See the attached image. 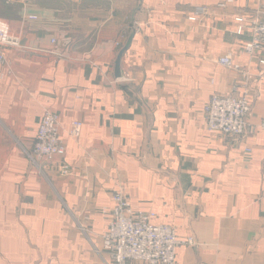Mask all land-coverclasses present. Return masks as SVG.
I'll use <instances>...</instances> for the list:
<instances>
[{"label": "crops", "instance_id": "1", "mask_svg": "<svg viewBox=\"0 0 264 264\" xmlns=\"http://www.w3.org/2000/svg\"><path fill=\"white\" fill-rule=\"evenodd\" d=\"M222 1L0 0L20 34L0 65V264H112L103 211L118 187L194 238L176 264H264V65L235 20L264 0ZM122 47L131 76L116 80ZM226 54L239 70L218 64ZM243 93L245 133L209 132V98ZM45 110L65 154L36 166L26 151Z\"/></svg>", "mask_w": 264, "mask_h": 264}, {"label": "built area", "instance_id": "2", "mask_svg": "<svg viewBox=\"0 0 264 264\" xmlns=\"http://www.w3.org/2000/svg\"><path fill=\"white\" fill-rule=\"evenodd\" d=\"M233 0H223L219 6L224 7ZM206 7H196L195 15L189 20L195 21L199 14H204ZM36 19L35 15H28ZM237 32L249 30L250 38L244 43V50L253 54L261 51L259 60L264 65V4H260L253 15L239 16ZM20 34L17 33L10 21L0 17V65L6 62L4 47L18 44ZM54 41V40H53ZM218 64L239 70L240 66L232 61L230 54L218 58ZM250 102L247 94H213L203 108L205 125L209 132L220 133L237 138L247 129V119L250 114ZM82 123L74 120L71 123L69 135L77 138ZM264 128V120L260 124ZM59 114L45 110L38 124L32 149L26 155L38 166L42 159L52 161L55 157L65 154V146L60 138ZM70 168L66 164L59 166L61 175H68ZM112 206L104 209L107 224L102 234V247L112 259V264H176L175 252L181 245H193L194 238H180L173 225L152 223L155 217L152 211L135 209L129 198L118 187L111 193Z\"/></svg>", "mask_w": 264, "mask_h": 264}, {"label": "water", "instance_id": "3", "mask_svg": "<svg viewBox=\"0 0 264 264\" xmlns=\"http://www.w3.org/2000/svg\"><path fill=\"white\" fill-rule=\"evenodd\" d=\"M125 50H126L125 47H122L121 49H119L117 53V57L115 59L114 77L116 80L129 79L131 76L130 72L126 71L125 69H122L121 67V58Z\"/></svg>", "mask_w": 264, "mask_h": 264}, {"label": "rangeland", "instance_id": "4", "mask_svg": "<svg viewBox=\"0 0 264 264\" xmlns=\"http://www.w3.org/2000/svg\"><path fill=\"white\" fill-rule=\"evenodd\" d=\"M13 8V9H12ZM9 7L8 9H6L5 11H0V17L1 16H5V17H7V18H9L10 19V17H13L12 15H14L15 14V7ZM5 12V13H4Z\"/></svg>", "mask_w": 264, "mask_h": 264}]
</instances>
